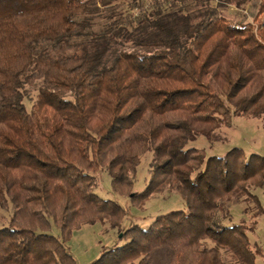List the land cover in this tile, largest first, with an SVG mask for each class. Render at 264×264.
I'll list each match as a JSON object with an SVG mask.
<instances>
[{"label":"trees","instance_id":"1","mask_svg":"<svg viewBox=\"0 0 264 264\" xmlns=\"http://www.w3.org/2000/svg\"><path fill=\"white\" fill-rule=\"evenodd\" d=\"M245 3L250 21L229 13ZM263 114L264 0H0V264H76L66 241L97 223L125 242L90 264H264V156L188 144ZM101 173L133 206L167 190L185 209L121 231ZM245 200L252 225L231 221Z\"/></svg>","mask_w":264,"mask_h":264},{"label":"rangeland","instance_id":"2","mask_svg":"<svg viewBox=\"0 0 264 264\" xmlns=\"http://www.w3.org/2000/svg\"><path fill=\"white\" fill-rule=\"evenodd\" d=\"M233 5H229L228 11L231 14L233 10H238L237 12L241 15V17H238V20L250 21L252 19L251 12L255 9H252L251 3H245L238 9ZM29 92L31 98L25 99L27 109L33 103L37 93L36 87H30ZM212 140L209 141L204 136H198L188 144L202 150L206 155H221L231 147L237 146L242 148L246 155L258 153L264 156V114L260 116H235L232 119L231 126L218 129L216 136ZM151 159L152 155L150 152H146L141 156V161L135 174L134 190L139 191L144 188L149 176ZM98 190L102 195L111 196V199L117 200L123 206L126 214L124 218L125 224L121 226V231L124 230L127 222H138L142 228H147L155 215L171 210L185 209V203L180 195L167 190L149 198L142 208L133 206L127 197L118 195L113 191L111 192L109 177L106 173L100 174ZM98 190L96 189V191ZM254 193L260 198L264 207V190L256 188L254 189ZM231 211V221L239 222L241 218H244L247 225H252V221L257 213L255 205L251 201L246 200L234 204L231 207ZM8 216L9 211H0L1 224L6 223ZM257 219L260 221L259 232L262 234L264 233V214L258 216ZM256 228H259V226L257 225ZM52 233L57 234L58 232L56 229H53ZM117 235L118 232L113 233L107 229V226L98 223L93 225L85 224L80 229L73 231L66 241V245L75 258L76 264H90L98 256L103 246H111V244L121 245L125 242L123 238L121 239Z\"/></svg>","mask_w":264,"mask_h":264},{"label":"crops","instance_id":"3","mask_svg":"<svg viewBox=\"0 0 264 264\" xmlns=\"http://www.w3.org/2000/svg\"><path fill=\"white\" fill-rule=\"evenodd\" d=\"M261 190V189H260ZM262 190H264V188H262ZM259 198V197H258ZM259 201H260V203H261V205H263L262 204V202H261V200H260V198H259ZM263 207V206H262ZM263 214H264V207H263ZM262 214V215H263ZM258 226H259V228H256V231H257V237H259V239H261L262 241H263V244H264V233H262V234H260V232H259V230H260V221H258Z\"/></svg>","mask_w":264,"mask_h":264},{"label":"water","instance_id":"4","mask_svg":"<svg viewBox=\"0 0 264 264\" xmlns=\"http://www.w3.org/2000/svg\"><path fill=\"white\" fill-rule=\"evenodd\" d=\"M119 237H121V234H119Z\"/></svg>","mask_w":264,"mask_h":264}]
</instances>
